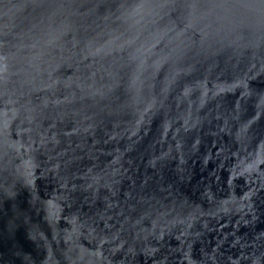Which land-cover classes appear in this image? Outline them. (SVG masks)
Here are the masks:
<instances>
[{"label": "water", "instance_id": "95a60500", "mask_svg": "<svg viewBox=\"0 0 264 264\" xmlns=\"http://www.w3.org/2000/svg\"><path fill=\"white\" fill-rule=\"evenodd\" d=\"M0 264H264V0H0Z\"/></svg>", "mask_w": 264, "mask_h": 264}]
</instances>
